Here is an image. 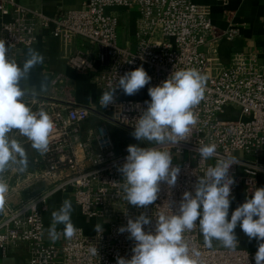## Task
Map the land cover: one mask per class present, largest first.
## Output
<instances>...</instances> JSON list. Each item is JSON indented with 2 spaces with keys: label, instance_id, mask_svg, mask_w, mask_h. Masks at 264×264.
Instances as JSON below:
<instances>
[{
  "label": "built area",
  "instance_id": "obj_1",
  "mask_svg": "<svg viewBox=\"0 0 264 264\" xmlns=\"http://www.w3.org/2000/svg\"><path fill=\"white\" fill-rule=\"evenodd\" d=\"M113 7L139 10L134 51L118 44V18L106 13ZM0 12L6 18L0 27V40L8 48L7 56L18 65L19 52L32 48L39 30L48 29L62 43L67 64L76 72L92 71L95 58L82 50L69 52L75 40L96 46V59L102 69L96 84L104 91L118 87L120 76L141 66L151 77L147 89L181 69L194 68L206 77L204 99L194 109L198 121L188 139L176 145L151 146L171 154L187 153L188 159L181 165L172 162L180 168L175 186L161 182L158 199L146 208L124 199L123 175L118 169L125 163L128 146L117 149L104 123L88 137L82 136V125L95 110L33 100L32 110H45L55 127L49 150L43 155L38 152L32 160L35 170L24 173L18 185L20 189L42 182L52 186L18 207H12L5 196L0 219V250L4 258L11 249L25 246L28 256L22 264H116L117 257L130 259L135 241L129 239L128 232L120 233L119 228L126 226L129 218L144 213L152 220L145 231L154 230L157 216L162 212L175 214L183 193L194 194L199 177L220 158L235 156L238 161L229 169L235 181L231 202L241 192L245 199L251 198L259 187V177L264 175V66L253 53L235 55L229 67L221 64L217 44L223 38L236 39L238 32L234 27L217 31L208 8L192 0H88L81 10L50 18L15 0H0ZM121 92L120 88L115 91ZM150 99L114 96V103L102 108L100 115L105 123L133 132L137 119L147 108L145 101ZM227 107L239 111L240 118L221 122L218 117ZM201 144H215L216 155L203 160L198 151ZM58 193H73L86 219H114L108 235L96 231L88 235L77 227L80 231L61 244L47 243L44 218L50 200ZM186 238L190 247L200 252L194 257L198 264H255L259 243L256 239L254 248L229 250L205 247L198 228L187 233ZM92 248L97 249V254H92Z\"/></svg>",
  "mask_w": 264,
  "mask_h": 264
},
{
  "label": "clouds",
  "instance_id": "obj_2",
  "mask_svg": "<svg viewBox=\"0 0 264 264\" xmlns=\"http://www.w3.org/2000/svg\"><path fill=\"white\" fill-rule=\"evenodd\" d=\"M8 48L0 40V212L4 210L5 196L9 191L2 174L11 166L18 165L19 171L28 166V157L21 143L10 133L18 130L26 137L33 149L41 155L49 150L50 136L55 127L51 116L42 108L33 111L24 97L29 90L21 86L31 70L43 64L45 57L38 50L29 48L23 66L7 56ZM151 77L141 66L126 72L118 79V87L102 92L99 98L101 108L114 103L117 88L126 95H134L148 85ZM206 77L197 69L186 68L173 72L161 84L148 88L150 102L137 119L131 135L138 141L155 142L157 145L173 144L188 139L198 117L194 109L204 99ZM45 85L41 84V91ZM37 95L35 89L31 90ZM200 157L208 160L216 155L215 144H201ZM125 163L118 169L123 175L124 199L138 208H146L158 199L161 182L169 187L176 184L180 168L172 165L169 151L153 147L129 145ZM238 163L235 156L217 160L199 177L194 194L183 193L178 211L174 214L160 213L154 230L145 231L151 225L149 216L141 213L135 219L129 218L120 233L128 232L135 241L130 259L117 257L116 264H198L200 252L191 248L187 233L199 229L204 246L213 247V241L229 250L239 244L235 229L237 225L249 238L259 241L255 253V264H264V187L255 188L251 198L238 205L231 212V188L235 183L229 169ZM234 199V197H233ZM72 202L64 200L60 208L52 212L49 234L53 240L58 237L57 225H63V234L72 238L78 231L71 220ZM198 221V223H197ZM95 231L102 232L96 224ZM97 254V249H91Z\"/></svg>",
  "mask_w": 264,
  "mask_h": 264
},
{
  "label": "crops",
  "instance_id": "obj_3",
  "mask_svg": "<svg viewBox=\"0 0 264 264\" xmlns=\"http://www.w3.org/2000/svg\"><path fill=\"white\" fill-rule=\"evenodd\" d=\"M17 3L26 6L32 10L40 11L50 18H56L64 12L78 11L83 9L84 3L88 0H15ZM196 5L206 7L210 11V18L217 31L226 32L234 27L238 36L234 40L223 38L217 44L218 57L224 67H229L235 55L240 53L256 54L259 63L264 66V0H192ZM107 14L118 18V44L121 47L136 49L137 40V22L139 19V10L134 8H109ZM6 18L2 17L0 12V27ZM38 50L45 57L43 64H39L31 70L28 77L21 82V86L29 90V94L24 97L27 104L32 108V101L35 99L46 101H58L77 106L90 107L95 110L93 116L82 125V136L88 137L89 133L103 124L104 118L101 116L102 108L99 105V98L104 92L96 84V79L101 72L100 63L97 58V48L95 45L76 39L70 47L69 52L73 53L79 50L85 51L95 58L94 69L89 72L79 73L72 70L66 59L62 43L50 35L48 29H41L38 32L36 44L32 47ZM29 49H22L18 55L20 66L28 58ZM45 89L41 91V84ZM35 89L38 93L33 96L31 90ZM140 98H149L148 89L144 87L138 93L131 96ZM101 114V115H100ZM10 136L18 140L24 147L28 166L24 171H19L18 165H11L3 174V180L8 184L9 191L6 194L9 204L12 207H18L22 203L28 202L34 197L45 193L52 184L42 182L28 189H20L19 179L24 177V173H30L35 170L32 160L37 156L38 151L33 149L31 142L20 135L18 130H13ZM81 156V154H80ZM264 164V151L262 155ZM259 187H264V175L259 177ZM64 200L72 202L73 212L76 205L69 194L58 193L49 202V210L45 214L44 238L47 243L56 244L55 240L49 234V228L52 224V212L58 210ZM245 196L241 192L237 200L231 202L229 209V218L235 208L245 202ZM75 207V208H74ZM57 233L63 232V226L57 225ZM239 244V249H251L255 247V239L251 241L243 233L239 225L235 229ZM200 241L203 237L199 233ZM67 237L60 241L64 242ZM204 243V242H203ZM213 247L223 248L218 241H213ZM28 251L25 246L13 248L9 251L6 258L2 256L0 250V264H22L27 258Z\"/></svg>",
  "mask_w": 264,
  "mask_h": 264
},
{
  "label": "rangeland",
  "instance_id": "obj_4",
  "mask_svg": "<svg viewBox=\"0 0 264 264\" xmlns=\"http://www.w3.org/2000/svg\"><path fill=\"white\" fill-rule=\"evenodd\" d=\"M144 68V67H143ZM146 87V86H145ZM141 91V90H139ZM114 96H118L119 98H126V99H140V97L137 96H129L126 95L124 92L121 93H115ZM144 98V97H143ZM219 120L221 122H228V121H234L237 120L238 118H240V112L237 111L236 109H234L233 107H227L225 109V113L223 115H219ZM104 124H106L107 130L110 133V136L114 142V144L116 145L117 149H121L123 146H129V145H137L139 147H151L153 145H157L155 142H148V141H138L136 140L132 135H131V131H127L125 129H121L119 126L113 124V123H108V122H102ZM172 155V162L175 164H179L181 165L184 161H186L188 159V154H184V155H177V154H171ZM71 195L72 199H73V203H75L74 205H76V210L73 212V220L72 223L74 224V226L83 228L86 233L92 234L95 231L94 226L96 224H100L102 226V234L103 235H108L109 230H110V226L111 224L114 222V219H105V220H90V219H86L84 218L83 214H82V210L81 207L76 203L75 198H74V194H69ZM74 207V208H75ZM2 212H0V219L2 218ZM63 226V225H61ZM64 229V226H63ZM64 234L63 232L60 233V235H58V237L55 239L56 244H59L60 241H62L64 239Z\"/></svg>",
  "mask_w": 264,
  "mask_h": 264
}]
</instances>
